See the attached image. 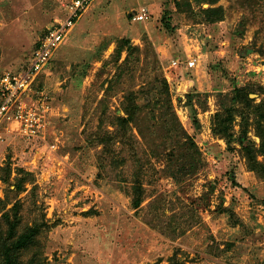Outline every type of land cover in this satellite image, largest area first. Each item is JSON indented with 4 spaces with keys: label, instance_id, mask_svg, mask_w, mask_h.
Instances as JSON below:
<instances>
[{
    "label": "rangeland",
    "instance_id": "rangeland-1",
    "mask_svg": "<svg viewBox=\"0 0 264 264\" xmlns=\"http://www.w3.org/2000/svg\"><path fill=\"white\" fill-rule=\"evenodd\" d=\"M62 13L0 0V68L24 67ZM33 92L46 136L0 139V197L34 178L8 198L43 224L45 264H264V0H94Z\"/></svg>",
    "mask_w": 264,
    "mask_h": 264
},
{
    "label": "built area",
    "instance_id": "built-area-1",
    "mask_svg": "<svg viewBox=\"0 0 264 264\" xmlns=\"http://www.w3.org/2000/svg\"><path fill=\"white\" fill-rule=\"evenodd\" d=\"M93 1L61 0L63 13L40 38L31 60L21 69L0 68V139L11 133L28 139L45 138L51 104L44 94L34 95V85ZM148 14L146 6L132 13L134 20H145ZM196 62V58L187 59V67ZM178 63L173 60V67Z\"/></svg>",
    "mask_w": 264,
    "mask_h": 264
},
{
    "label": "trees",
    "instance_id": "trees-1",
    "mask_svg": "<svg viewBox=\"0 0 264 264\" xmlns=\"http://www.w3.org/2000/svg\"><path fill=\"white\" fill-rule=\"evenodd\" d=\"M205 15L208 20H217L223 16L224 8L222 7H206L203 8ZM162 84L167 93H169V84L167 79L162 77ZM238 95L243 102L248 105L258 106L254 102V98L250 97V92H247L245 88L237 86L235 88ZM229 95V94H228ZM135 95L129 93L128 98L134 101ZM171 106L172 100L169 99ZM126 116H118L120 121L130 123L136 118L137 107L135 108H125ZM221 115L218 113L217 116ZM136 120V119H135ZM110 131V130H108ZM140 133L142 129L139 127ZM262 137H264L261 134ZM102 143L107 145V140L103 139ZM20 169V168H19ZM24 170V169H23ZM21 171L15 175L14 182L9 180V176L3 178L4 181L8 182V188L5 198L0 200L3 202L0 209V264H45V254L43 251V241L42 233L43 224L38 222H26L23 217V200L22 198H17V196L25 190V183L27 181L34 183V178H29L28 176L24 178L21 176ZM29 174H31L29 172ZM30 176V175H29ZM12 185H14L12 187ZM8 192L17 193V196L10 200L8 198ZM137 206L140 205L139 199H134ZM11 206L8 207V204Z\"/></svg>",
    "mask_w": 264,
    "mask_h": 264
}]
</instances>
